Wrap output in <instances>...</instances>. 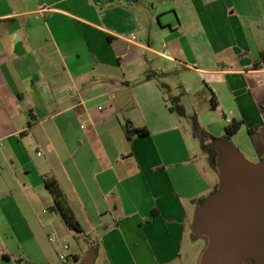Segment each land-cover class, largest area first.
<instances>
[{
	"label": "crops",
	"instance_id": "obj_1",
	"mask_svg": "<svg viewBox=\"0 0 264 264\" xmlns=\"http://www.w3.org/2000/svg\"><path fill=\"white\" fill-rule=\"evenodd\" d=\"M221 141L264 160V0H0V264H57L48 181L100 239L69 262L200 264Z\"/></svg>",
	"mask_w": 264,
	"mask_h": 264
},
{
	"label": "water",
	"instance_id": "obj_2",
	"mask_svg": "<svg viewBox=\"0 0 264 264\" xmlns=\"http://www.w3.org/2000/svg\"><path fill=\"white\" fill-rule=\"evenodd\" d=\"M216 146L221 184L199 207L193 226L208 239L200 264H264V160L251 162L226 141ZM77 264H93V258Z\"/></svg>",
	"mask_w": 264,
	"mask_h": 264
},
{
	"label": "trees",
	"instance_id": "obj_3",
	"mask_svg": "<svg viewBox=\"0 0 264 264\" xmlns=\"http://www.w3.org/2000/svg\"><path fill=\"white\" fill-rule=\"evenodd\" d=\"M163 87H165V86H163ZM171 101H172V105L169 108L170 111L177 112L179 115L185 116L186 110L182 106V104L180 103L179 97H172ZM214 105H215V103H214ZM192 121H193V130H194L195 137H197L201 140L203 146H207V141L210 138H213L214 136L211 133L206 132L203 128H201L198 117L196 115H194L192 117ZM240 127H241V122L236 121V120L232 121L231 124H229L226 127V134H227L226 138L230 139V137H232L233 135H235L237 133V131L240 129ZM125 129H126V135L129 139L135 134L146 135L148 133V131L146 129H144V128H142V129L133 128V126H131V124L126 125ZM218 161H219V155L215 159L214 166ZM216 169L218 170V168H216ZM47 186L51 190V192L54 196L55 209L60 213V215H61L63 221L65 222V224L67 225V227L70 229L76 230L78 232H82L83 230H82L81 224L76 219L73 211L71 210V208L68 204L67 198H66L65 194L63 193V191L61 190V188L59 187L57 181H48ZM205 201H206V199L202 201V204H204ZM82 259L78 260L77 263H79ZM247 262H251V264H252V261H247Z\"/></svg>",
	"mask_w": 264,
	"mask_h": 264
},
{
	"label": "rangeland",
	"instance_id": "obj_4",
	"mask_svg": "<svg viewBox=\"0 0 264 264\" xmlns=\"http://www.w3.org/2000/svg\"><path fill=\"white\" fill-rule=\"evenodd\" d=\"M206 151V150H205ZM211 156H213V154H210ZM219 155V152L217 153V157ZM197 236V235H196ZM95 239L96 242L98 243H93V245H100L99 241V237L95 238L93 235L89 234H83L82 232H78L76 230L70 229L66 231V237L65 240L71 245V247L73 249H75V251H77L78 253H84L85 251H87V245H88V241L89 240H93ZM64 239L61 240V244H59L58 250L61 251L63 250V242ZM207 241L208 239L206 237H200L197 239V243H194L193 240H188L185 242V249L187 250L188 253H191L192 256L195 258L197 253H199L203 248L207 247ZM191 246V247H190ZM92 256L93 260L95 258V255L92 253H86ZM66 261L63 259H60L59 255H58V260H57V264H76L73 263V261ZM196 262H194L193 264H195ZM246 264H251V262H247Z\"/></svg>",
	"mask_w": 264,
	"mask_h": 264
},
{
	"label": "built area",
	"instance_id": "obj_5",
	"mask_svg": "<svg viewBox=\"0 0 264 264\" xmlns=\"http://www.w3.org/2000/svg\"><path fill=\"white\" fill-rule=\"evenodd\" d=\"M228 122H230V120H228ZM50 240H53V238H50ZM63 242H64L63 250L59 254V257L60 259L69 261L72 257L71 247H70V244L66 240H64Z\"/></svg>",
	"mask_w": 264,
	"mask_h": 264
}]
</instances>
